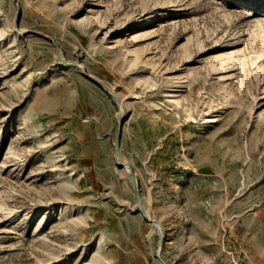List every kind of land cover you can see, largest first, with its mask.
Instances as JSON below:
<instances>
[{
    "label": "rangeland",
    "instance_id": "1",
    "mask_svg": "<svg viewBox=\"0 0 264 264\" xmlns=\"http://www.w3.org/2000/svg\"><path fill=\"white\" fill-rule=\"evenodd\" d=\"M0 264H264V0H0Z\"/></svg>",
    "mask_w": 264,
    "mask_h": 264
},
{
    "label": "bare ground",
    "instance_id": "2",
    "mask_svg": "<svg viewBox=\"0 0 264 264\" xmlns=\"http://www.w3.org/2000/svg\"><path fill=\"white\" fill-rule=\"evenodd\" d=\"M212 121H214L213 117H209V122H212Z\"/></svg>",
    "mask_w": 264,
    "mask_h": 264
},
{
    "label": "built area",
    "instance_id": "3",
    "mask_svg": "<svg viewBox=\"0 0 264 264\" xmlns=\"http://www.w3.org/2000/svg\"><path fill=\"white\" fill-rule=\"evenodd\" d=\"M239 258H240V255H237V260H239ZM241 260V259H240Z\"/></svg>",
    "mask_w": 264,
    "mask_h": 264
}]
</instances>
